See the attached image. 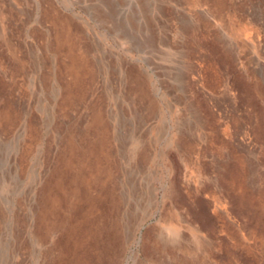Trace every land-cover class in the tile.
I'll list each match as a JSON object with an SVG mask.
<instances>
[{
	"label": "rangeland",
	"instance_id": "1",
	"mask_svg": "<svg viewBox=\"0 0 264 264\" xmlns=\"http://www.w3.org/2000/svg\"><path fill=\"white\" fill-rule=\"evenodd\" d=\"M0 264H264V0H0Z\"/></svg>",
	"mask_w": 264,
	"mask_h": 264
}]
</instances>
